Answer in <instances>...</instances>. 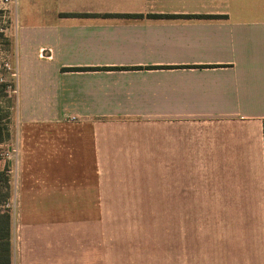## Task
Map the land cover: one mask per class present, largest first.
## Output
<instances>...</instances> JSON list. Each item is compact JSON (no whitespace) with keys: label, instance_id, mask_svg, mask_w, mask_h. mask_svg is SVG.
Wrapping results in <instances>:
<instances>
[{"label":"crops","instance_id":"obj_1","mask_svg":"<svg viewBox=\"0 0 264 264\" xmlns=\"http://www.w3.org/2000/svg\"><path fill=\"white\" fill-rule=\"evenodd\" d=\"M15 16L14 264H94L62 208L95 205L111 158L167 160L164 205L204 208L166 264H264V0H16Z\"/></svg>","mask_w":264,"mask_h":264},{"label":"rangeland","instance_id":"obj_2","mask_svg":"<svg viewBox=\"0 0 264 264\" xmlns=\"http://www.w3.org/2000/svg\"><path fill=\"white\" fill-rule=\"evenodd\" d=\"M15 6L16 0H0V153L5 149L4 140L10 136L16 120ZM9 161L11 169L6 172L7 177L0 175V199L8 195L6 205L0 209L11 219L15 212L16 171L14 160ZM166 167L165 159L95 160L94 194L99 200H94L93 207L62 208L69 210L61 212L62 215L69 213L79 220L71 223V245L81 249V236L87 232L88 248L90 238L93 239L94 264H166L169 235L184 228L190 230L199 220L196 212L204 209L164 205ZM85 219L87 223L81 221ZM12 251L13 248L10 249V264H14Z\"/></svg>","mask_w":264,"mask_h":264},{"label":"trees","instance_id":"obj_3","mask_svg":"<svg viewBox=\"0 0 264 264\" xmlns=\"http://www.w3.org/2000/svg\"><path fill=\"white\" fill-rule=\"evenodd\" d=\"M76 69V68H75ZM74 69V70H75ZM263 129V142H264V120L262 123ZM0 175H6V169L0 171ZM6 180V179H5ZM8 180H6L7 182ZM8 195H4L2 199H0V207H4L6 205V199ZM9 225L10 218L8 213L0 209V264H10V241H9Z\"/></svg>","mask_w":264,"mask_h":264}]
</instances>
